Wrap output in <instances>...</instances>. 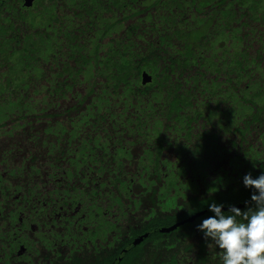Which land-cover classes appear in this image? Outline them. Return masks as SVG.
<instances>
[{
	"label": "trees",
	"instance_id": "1",
	"mask_svg": "<svg viewBox=\"0 0 264 264\" xmlns=\"http://www.w3.org/2000/svg\"><path fill=\"white\" fill-rule=\"evenodd\" d=\"M262 146L264 0H0V192L87 213L52 264H222L197 226Z\"/></svg>",
	"mask_w": 264,
	"mask_h": 264
},
{
	"label": "flooded vegetation",
	"instance_id": "2",
	"mask_svg": "<svg viewBox=\"0 0 264 264\" xmlns=\"http://www.w3.org/2000/svg\"><path fill=\"white\" fill-rule=\"evenodd\" d=\"M34 192L33 199H28L23 189H10L4 194L0 192V264H26L30 259L33 264L56 262L58 249L55 233L67 226L64 219L68 212L79 213L77 206L80 205L77 204L73 208L74 212H71L68 205L60 203L56 212L55 201L51 202L47 198L45 202L36 196L39 191L34 189ZM30 210L33 214H30ZM21 226L26 233L21 230ZM82 229L88 230L84 225ZM42 243L46 249L41 247ZM69 249L63 245L59 251L67 254ZM25 256L30 259L26 260Z\"/></svg>",
	"mask_w": 264,
	"mask_h": 264
},
{
	"label": "clouds",
	"instance_id": "3",
	"mask_svg": "<svg viewBox=\"0 0 264 264\" xmlns=\"http://www.w3.org/2000/svg\"><path fill=\"white\" fill-rule=\"evenodd\" d=\"M245 188H251L252 207L247 210L233 206L227 212L222 204H208L213 215L203 219L198 231L220 251L222 264H264V171L253 178H242Z\"/></svg>",
	"mask_w": 264,
	"mask_h": 264
},
{
	"label": "rangeland",
	"instance_id": "4",
	"mask_svg": "<svg viewBox=\"0 0 264 264\" xmlns=\"http://www.w3.org/2000/svg\"><path fill=\"white\" fill-rule=\"evenodd\" d=\"M116 15V14H115ZM121 17V15H116V19H119ZM37 20H39V19H37ZM126 21V20H125ZM124 21V23H129V21L130 22H132L131 20H129V21H126L125 22ZM70 64H72V62H70ZM73 65V64H72ZM143 79V78H142ZM211 122H213V121H211ZM226 123H227V128H226V131L228 132L229 130H230V128H231V122L232 121H225ZM236 122V121H235ZM234 122V123H235ZM7 128H10V126H8ZM227 129H229V130H227ZM260 152H261V155L257 158L258 160H256V165L257 166H263L264 165V146H262V147H260ZM247 158H249V156L247 157ZM77 209H78V211H79V215L81 216V219H84L85 218V215L87 214L86 213V209H85V207L83 208L81 205L80 206H77ZM83 221V220H82ZM83 223V225H85L86 226V221H84V222H82ZM170 227V226H169ZM164 228H166V227H164ZM80 234V233H79ZM87 236H89V232H88V230H86V231H84V237H87ZM77 243V242H76ZM79 243V242H78ZM78 243H77V245H76V247H80V248H86L87 246H88V241H87V239L85 240V242H80L79 243V245H78Z\"/></svg>",
	"mask_w": 264,
	"mask_h": 264
},
{
	"label": "water",
	"instance_id": "5",
	"mask_svg": "<svg viewBox=\"0 0 264 264\" xmlns=\"http://www.w3.org/2000/svg\"><path fill=\"white\" fill-rule=\"evenodd\" d=\"M31 3H32V0H25V5L29 6V5H31ZM144 77H145V75H143L142 83H145V81H147V80L149 81V78H147V79L145 80ZM242 206H243V204H241V205H236L235 207H237V208H241ZM222 209H224V208H222ZM200 214H202V212L196 213V214H194L193 216H191V217H189V218H186V219H184V220H182V221H180V222L175 223L174 225H171L170 227L162 228L161 231H163V232H168V231H170V230H173L174 228H176L177 226H179V225H181V224H184V223H186V222H190V221H192L193 219H195V218H196L197 216H199ZM144 237H146V234H144V235H142V236H140V237L134 239V241H133V245H136V244L140 243Z\"/></svg>",
	"mask_w": 264,
	"mask_h": 264
}]
</instances>
